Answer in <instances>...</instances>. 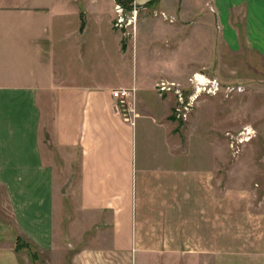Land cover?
Segmentation results:
<instances>
[{
    "label": "crops",
    "instance_id": "obj_1",
    "mask_svg": "<svg viewBox=\"0 0 264 264\" xmlns=\"http://www.w3.org/2000/svg\"><path fill=\"white\" fill-rule=\"evenodd\" d=\"M130 1L136 49L114 28L116 0H0V264H22L19 236L45 264H244L254 251L256 192L229 184L199 109L184 126L155 86L186 85L244 44L264 57V0ZM143 41L162 57L144 73L130 62ZM120 87L136 88L135 123Z\"/></svg>",
    "mask_w": 264,
    "mask_h": 264
},
{
    "label": "rangeland",
    "instance_id": "obj_2",
    "mask_svg": "<svg viewBox=\"0 0 264 264\" xmlns=\"http://www.w3.org/2000/svg\"><path fill=\"white\" fill-rule=\"evenodd\" d=\"M117 3L123 6L126 21L129 19L131 23L123 28L114 25V28L121 32L125 45H131L133 49H136L139 22L143 17V11L130 0H116ZM134 9L137 10L136 15L132 13ZM116 19L117 16L115 21ZM140 47L138 60L131 56L130 62L133 70L137 68L143 73L145 67L155 70L158 67L157 63L162 61V57L157 56L156 52L154 56L150 52L148 54L144 41ZM166 48L170 51L172 44H167ZM125 71L127 75L128 70ZM203 73L217 78L225 88L231 87L234 90L222 89L216 94L201 95L195 101L188 118L185 119L177 117V99L170 94L171 116L175 121L186 126L191 116H194L195 111L199 109L198 113L201 118L199 126L203 129L209 128L213 133V142L226 149L229 184L231 181L240 180L244 186L256 192L253 204V233L250 237L253 240L254 251L244 255V264H248L251 260H259L260 264H264V57L244 44L240 52L234 53L228 49L225 53L223 52L221 59L218 57L213 59L210 70ZM125 76H116L113 80L127 79ZM180 85L189 87V79L186 85L184 83ZM238 88L241 90L238 91ZM247 125H251L256 130V135L234 151L231 138L227 133L236 134ZM3 215L5 219L8 218L6 213ZM5 223L11 224L8 220ZM20 237L24 239L20 242L21 249L18 251L21 253L22 264H45L40 256L38 260L34 259V251H38L34 245L27 242L26 238Z\"/></svg>",
    "mask_w": 264,
    "mask_h": 264
},
{
    "label": "built area",
    "instance_id": "obj_3",
    "mask_svg": "<svg viewBox=\"0 0 264 264\" xmlns=\"http://www.w3.org/2000/svg\"><path fill=\"white\" fill-rule=\"evenodd\" d=\"M117 19L115 26L123 28L127 24L131 23V20L126 21L125 10L119 3L115 6ZM133 15H136L137 10L132 11ZM189 87H183L180 83L170 80H160L156 83L157 92L164 96L172 94L177 99L176 111L178 112L177 117L188 118V115L193 110L195 101L201 95L216 94L222 89L233 91L231 87H224L221 82L215 78L210 77L204 73H195L189 78ZM241 89L238 88V91ZM113 97L117 100V109H119L125 118L131 123H135L137 116L136 108V88H116L112 91ZM231 138V146L234 151L239 149L240 145L250 141L255 135L256 130L251 126L247 125L240 129L236 134L230 132L227 133Z\"/></svg>",
    "mask_w": 264,
    "mask_h": 264
},
{
    "label": "trees",
    "instance_id": "obj_4",
    "mask_svg": "<svg viewBox=\"0 0 264 264\" xmlns=\"http://www.w3.org/2000/svg\"><path fill=\"white\" fill-rule=\"evenodd\" d=\"M22 240H24V239L21 238L20 236L17 237V239H16V246H15V249H16L17 252L20 251V249H21V247H20V242H21ZM27 242H29V241H27ZM29 243H30V242H29ZM36 250H37V249H36ZM38 258H39V252H38V251H34V259H35V260H38Z\"/></svg>",
    "mask_w": 264,
    "mask_h": 264
}]
</instances>
